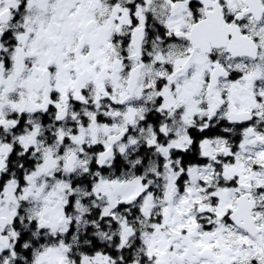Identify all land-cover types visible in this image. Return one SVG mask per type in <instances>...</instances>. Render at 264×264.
I'll return each mask as SVG.
<instances>
[{
  "label": "snow or ice",
  "instance_id": "obj_1",
  "mask_svg": "<svg viewBox=\"0 0 264 264\" xmlns=\"http://www.w3.org/2000/svg\"><path fill=\"white\" fill-rule=\"evenodd\" d=\"M0 264H264V0H0Z\"/></svg>",
  "mask_w": 264,
  "mask_h": 264
}]
</instances>
